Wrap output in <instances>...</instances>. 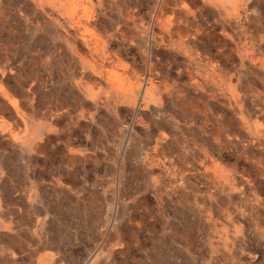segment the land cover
<instances>
[{"label": "rangeland", "instance_id": "374dc122", "mask_svg": "<svg viewBox=\"0 0 264 264\" xmlns=\"http://www.w3.org/2000/svg\"><path fill=\"white\" fill-rule=\"evenodd\" d=\"M143 1L87 10L84 36L98 54L86 68L72 67L29 0H0V264H264V181L252 163L259 152L242 146L247 126L195 86L214 58L202 55L198 65L177 38L162 39L153 3ZM82 12L67 5L60 21ZM17 13L40 28L25 31ZM239 14L225 29L248 30L243 43L253 29ZM216 18L200 17L213 56L223 53ZM233 58L222 66L241 73ZM253 87L264 94V85ZM259 105L247 100L257 127ZM225 116L220 152L210 121ZM43 221L54 246L35 234Z\"/></svg>", "mask_w": 264, "mask_h": 264}, {"label": "bare ground", "instance_id": "6f19581e", "mask_svg": "<svg viewBox=\"0 0 264 264\" xmlns=\"http://www.w3.org/2000/svg\"><path fill=\"white\" fill-rule=\"evenodd\" d=\"M29 1L34 10V17L42 15L45 19L43 24L55 27L57 31L55 36L63 42L65 51L71 59L72 67L80 63L86 68H88L86 59L88 56H91L90 53L94 52V54H98V45L93 43L92 38L86 39L84 36L89 32L88 28L92 24V16L88 14L87 10L92 12L101 8L120 10L121 7L125 8L130 5H142L145 2L143 0ZM150 2L154 5L155 11L153 20L155 23L158 22L157 24L160 26L162 39L164 35L170 38H177L179 44L188 48L191 56L194 57V62L198 65H200L199 57L202 55L207 59L214 58L213 60L208 59L209 62L201 66L202 69L200 73H198L200 74L198 76L201 78L202 83L196 82L195 86L196 88H200L203 94L205 93L209 98L217 100L221 106L235 115L238 120L247 126L246 130H248L251 140L247 142L242 141V146L244 148L251 147V150H257V152H259L258 155L254 156L252 163L257 168L258 176L264 181V94L260 91H256L253 87V85L257 83L264 85V53H256L251 49L253 40L257 41L259 47L264 46V36L262 34L263 27L258 24V16L264 14V0H191V2L187 4L185 3L186 0H151ZM67 5H74L82 8L83 12L78 14L76 18L68 19L67 25H63L60 19L63 20L62 10ZM241 10L245 12L248 19V29H253L251 35L243 38V43H241L239 36L246 34L248 30L243 29L240 35L236 32H234L233 35H229L225 29V26L228 25V16H234L238 19ZM204 11L208 13L213 12L217 17L216 21L221 27L220 36L222 37L219 39V42L223 49V53L219 52V54L217 52L214 56L210 55L207 47L201 42L202 37L206 34L208 35V31L203 29L200 21V17ZM117 14L122 18L120 11ZM19 16L23 18H18V25L24 26L25 31L31 32L34 29L40 28V25L36 27L33 26L30 20L21 14H19ZM81 29L84 30V34L81 33ZM116 32H120V29L116 28ZM154 36L155 35H153V37ZM252 37H256V39ZM153 40L152 38V42ZM229 42L236 48L235 58H233L230 53H227L228 51L233 53V50H228L227 48ZM197 50L201 51V53L199 54ZM229 58H233V60L236 59L237 66L242 69L241 73H234L233 68L225 69L223 67L225 63H228ZM75 88L78 93L82 94L83 98H86L87 95L81 83L76 84ZM139 95L140 89L138 88L132 97L134 108L137 107ZM116 97V99L125 98V96L119 93ZM249 98L260 102L259 106L262 111V120L259 124L257 123L258 127L257 125L254 126L251 124L252 115L246 108ZM230 122L231 120L227 116L218 120L212 119L210 121V124L215 126L216 130L220 133L221 140H218L214 146L220 152L226 148L228 141L227 139L225 143L222 138V127ZM32 126L33 129H35L36 126L34 124H32Z\"/></svg>", "mask_w": 264, "mask_h": 264}, {"label": "crops", "instance_id": "0c3cea01", "mask_svg": "<svg viewBox=\"0 0 264 264\" xmlns=\"http://www.w3.org/2000/svg\"><path fill=\"white\" fill-rule=\"evenodd\" d=\"M37 212L39 213L40 211H37L36 210V214H37ZM21 220V219H20ZM44 220H45V218H44ZM25 223V220L24 219H22L21 220V222H20V224H24ZM45 222L43 221L42 222V224H41V226L39 225V223H38V225H37V229H36V235L38 236V238L40 239V241L43 243V244H46V246H47V244H49V245H55V239H54V237H51L50 239L49 238H47L46 237V233H45V231H44V229H45ZM39 227V228H38ZM8 229L9 230H11L12 229V226H8ZM40 230H43V232L42 231H40ZM9 240H11V241H9L10 243L9 244H11V246L12 245H15L16 246V244H17V247H21V245H19L18 243L20 242V241H16L15 239H12V238H10ZM43 240V241H42ZM50 240H52V241H50ZM45 264H52L51 262H48V261H46V263Z\"/></svg>", "mask_w": 264, "mask_h": 264}]
</instances>
